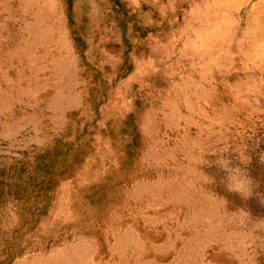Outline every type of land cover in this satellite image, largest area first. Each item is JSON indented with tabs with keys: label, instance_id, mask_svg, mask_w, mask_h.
<instances>
[{
	"label": "rangeland",
	"instance_id": "rangeland-1",
	"mask_svg": "<svg viewBox=\"0 0 264 264\" xmlns=\"http://www.w3.org/2000/svg\"><path fill=\"white\" fill-rule=\"evenodd\" d=\"M0 264H264V0H0Z\"/></svg>",
	"mask_w": 264,
	"mask_h": 264
},
{
	"label": "clouds",
	"instance_id": "clouds-1",
	"mask_svg": "<svg viewBox=\"0 0 264 264\" xmlns=\"http://www.w3.org/2000/svg\"><path fill=\"white\" fill-rule=\"evenodd\" d=\"M235 171L239 173L241 170L236 169ZM250 185L251 178L247 175H244L242 179H240L237 186L229 188V191H234L239 194L242 198H247L250 195Z\"/></svg>",
	"mask_w": 264,
	"mask_h": 264
}]
</instances>
